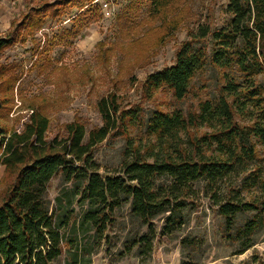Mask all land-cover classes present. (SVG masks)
Wrapping results in <instances>:
<instances>
[{
	"label": "rangeland",
	"instance_id": "obj_1",
	"mask_svg": "<svg viewBox=\"0 0 264 264\" xmlns=\"http://www.w3.org/2000/svg\"><path fill=\"white\" fill-rule=\"evenodd\" d=\"M229 1L178 0L157 14L147 0H1L0 39L19 35L12 47L0 51V128L21 132L37 110L50 122L49 141L66 137L65 126L78 120L87 143L90 132L104 126L98 104L115 95L120 110L130 116L94 147L91 170L102 177L123 176L129 140L147 152L148 123L157 111L189 116L203 102L216 104L227 79L242 80L212 63L209 40L206 65L188 98L178 101L167 88L153 94L143 88L147 76L175 63L180 46L198 26L216 30L228 23ZM258 82L264 86V73ZM259 168L258 185L252 186L249 177ZM89 174L67 181L60 172L47 185L48 209L63 236L62 254L51 264H264V188H259L264 187V147L239 176L213 186L194 183L183 207L179 201L168 209L174 211L168 233L170 212L145 223L133 212L128 194L110 210L86 200ZM13 178L3 165L0 204ZM158 182L165 186L169 179ZM237 190L238 202L258 209H244L228 228L217 201H228ZM90 213L92 221L86 219ZM247 244L253 247L245 250Z\"/></svg>",
	"mask_w": 264,
	"mask_h": 264
},
{
	"label": "trees",
	"instance_id": "obj_2",
	"mask_svg": "<svg viewBox=\"0 0 264 264\" xmlns=\"http://www.w3.org/2000/svg\"><path fill=\"white\" fill-rule=\"evenodd\" d=\"M147 1L150 11L158 14L178 0ZM226 14L230 20L225 26L214 30L200 25L191 32L177 51L175 63L147 76L143 88L148 94L167 88L178 101L188 98L193 80L206 65L209 40L212 63L233 70L242 80L227 79L216 104L203 102L189 116L180 111H157L148 123L147 152L129 140L119 172L123 176L102 177L91 170L94 147L130 116L120 110L115 95L98 104L104 126L92 130L87 143L86 128L78 120L65 126L66 137L49 141L50 122L37 110L31 111L21 132L0 128L1 161L14 176L0 204V264H51L61 256L62 227L54 222L46 200L47 185L60 172L71 181L82 174L87 177L89 171L85 199L109 210L120 204L122 194H128L133 212L145 223L170 212L164 228L168 233L174 217V211L168 209L179 201L183 207L194 183L217 185L229 175L239 176L249 163L257 161L259 147H264V86L258 82L264 73V0H230ZM18 35L0 39V51L12 47ZM3 79L0 72V81ZM255 171L249 177L255 183L252 186L258 185L261 175L260 168ZM162 178L169 179V184L161 185ZM230 194L228 201H217L228 228L244 209H258L238 202V190ZM261 211L264 214V207ZM86 219L92 221L95 216L90 213ZM251 247L253 244H247L244 249Z\"/></svg>",
	"mask_w": 264,
	"mask_h": 264
},
{
	"label": "built area",
	"instance_id": "obj_3",
	"mask_svg": "<svg viewBox=\"0 0 264 264\" xmlns=\"http://www.w3.org/2000/svg\"><path fill=\"white\" fill-rule=\"evenodd\" d=\"M108 14V13H107ZM3 166V163H2V161H1V163H0V168Z\"/></svg>",
	"mask_w": 264,
	"mask_h": 264
}]
</instances>
